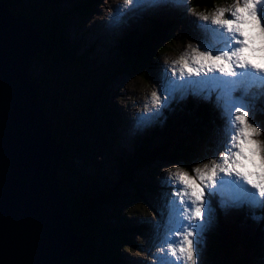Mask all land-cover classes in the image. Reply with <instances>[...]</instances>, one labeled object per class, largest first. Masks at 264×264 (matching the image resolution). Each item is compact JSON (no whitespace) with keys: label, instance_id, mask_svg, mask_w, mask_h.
<instances>
[{"label":"rangeland","instance_id":"rangeland-1","mask_svg":"<svg viewBox=\"0 0 264 264\" xmlns=\"http://www.w3.org/2000/svg\"><path fill=\"white\" fill-rule=\"evenodd\" d=\"M49 1L27 0L24 10L28 17L36 21L37 18H43L42 13L49 14V10L52 11L57 8L56 6H60V3H50ZM97 1L99 2H95V13L92 16L78 17L76 13L68 18L67 33L72 39L82 42L75 50L74 58L65 62L57 61L53 55L44 56L41 60L32 62V76L34 80H37L41 93L50 91L49 86L52 90H60V94L69 90L68 94L72 97L70 99L79 104L78 106L81 109L76 111L72 110L71 106L72 112L66 116V120H68L66 124L69 128H73L75 133H78L74 136L70 133V140L75 141L77 145L84 143L85 148L84 152H81L78 146H72L68 157L69 167L81 175H86V179L98 175L97 170H100L99 175L103 180L102 182L105 183L102 187L108 185L110 188L117 189L120 198L116 201V205L106 208V213L108 216L113 217L112 221H117L116 216L124 217L126 219L123 220L125 224L136 225L137 227L132 226L135 229L132 231L134 244L126 247L121 253L131 264H152L156 247L160 246L154 240V225L158 221L163 222L162 212L167 202L165 193L172 191V188L163 182V178L168 175L166 169L175 166L184 168V166L172 160L169 155L161 154L152 166L137 170L133 160L137 156L138 150L147 145L148 142L151 147L165 143L164 139H168L166 128L169 129L167 122L170 117L174 119L172 123L175 124L170 131L172 140L184 137L185 132L183 131L187 129V123L184 121L186 120L184 114L180 113L184 104L192 100L196 103L207 104L211 101L221 124L219 129L216 130L217 132L207 131L208 142L206 140V144L197 145L200 142L196 141L194 146L197 151L192 157L193 164L187 170L190 175L195 176L192 171L195 166L200 165L202 162H209L222 152L225 139V121L221 109L216 106L214 97L206 100L201 96L192 94L183 99L177 97L163 110V115L158 120L143 128V130L133 131L134 118L142 112V105L151 100V92L157 90L165 66L170 68L172 62L185 52H188L191 56L192 50L189 45L197 48L201 45L202 49L200 50H211L215 54L218 49L214 47L212 37L215 36L216 39H220L223 33L217 26L211 25L210 21L205 23L199 19L198 15L191 12L190 3L192 0H188L186 5L180 7L161 4L143 11L129 13L125 17L126 22L118 27H113L109 23V17L112 15L111 10L117 5H121L122 0ZM233 3L234 0H225L221 5L217 4L215 7L197 13L203 12L206 15H211L217 7H228ZM64 6L63 3L60 7ZM54 11L57 12V10ZM17 12L20 11L17 9ZM182 13L185 17L184 22H180L179 18ZM260 14L264 19V8L261 9ZM154 17L174 20L172 28L169 29L172 33L168 41L169 49L166 50L167 54L159 60L157 66H151V68L148 64H144L142 60L140 64L141 71L137 72L132 66L125 64L120 56V42L129 32L140 35L147 31L149 29L148 20L149 18L154 19ZM51 50L52 45L50 43L49 54H52ZM254 62L259 63V61ZM177 76H179V71H177ZM59 93L58 96H60ZM78 96L80 97L79 101L77 100ZM93 100L98 103L100 108L106 100L113 128H105L104 120H101L100 116L95 118L85 114V111L88 110L86 106L91 105ZM261 102L264 106V96H259L253 102L254 107L249 113V118L261 130V135L256 139L264 140V122L257 119L258 115H264L262 110L259 109ZM96 111L99 112V108ZM89 120L96 122L92 126ZM58 128L57 125L56 129ZM187 133L186 135L190 136L189 132ZM102 135L103 138H101ZM62 139H65L63 135ZM173 143L170 142V145L172 146ZM166 151L167 149L163 150L162 153H166ZM121 161L126 166L133 165L132 168L136 170L133 175L136 183L147 186L145 189L141 184L143 196H140V191L134 189L131 184H120L123 176V171L120 168ZM59 176L63 182L77 183V178L72 172H67L66 168L60 169ZM83 183L84 186L89 184L88 181ZM212 207L214 209L213 219L206 225L203 242L198 243V264H230V259L225 256L212 258L208 250L210 235L219 233L221 229L219 222H221V216H224L221 210L226 212V220L244 217L248 223L262 209H250L248 207H220V209L216 200L212 201ZM261 223V219L253 218L252 226L247 227L246 225V232L252 236L255 232L254 229L259 225L264 228ZM257 245L249 254V257L253 258L251 264H264V231L258 236ZM237 255L242 258L244 255L243 249L240 248ZM156 259L158 264L163 260L161 257H156ZM177 264H183V261L180 260ZM233 264H235V260Z\"/></svg>","mask_w":264,"mask_h":264},{"label":"snow or ice","instance_id":"snow-or-ice-1","mask_svg":"<svg viewBox=\"0 0 264 264\" xmlns=\"http://www.w3.org/2000/svg\"><path fill=\"white\" fill-rule=\"evenodd\" d=\"M187 3L124 0L111 10L109 23L118 27L129 13L161 4L180 7ZM233 4L217 7L211 13V25L223 33L220 39L212 37L218 51L213 54L211 50H200L201 45H189L191 56L164 67L157 90L134 118L133 131L143 130L158 120L177 97L192 94L206 100L214 97L225 121L222 152L195 166V176L180 166L166 169L168 175L163 182L172 191L165 193L163 222L154 225V240L160 246L156 247L152 264H158L156 257L163 258L160 264H177L180 260L183 264H198V243L203 242L206 225L213 219V200L221 208L264 209V140L256 139L261 130L249 118L253 102L264 96V19L260 14L264 0H234ZM191 12L197 13L195 8ZM201 13L204 19L200 20L207 23L208 15Z\"/></svg>","mask_w":264,"mask_h":264},{"label":"trees","instance_id":"trees-1","mask_svg":"<svg viewBox=\"0 0 264 264\" xmlns=\"http://www.w3.org/2000/svg\"><path fill=\"white\" fill-rule=\"evenodd\" d=\"M6 1L9 3L11 11L16 16L26 17V19L29 22H32L38 29L43 39L48 40L52 45V54H41L33 60L34 62L41 60L47 55H53L57 61L65 62L74 58V52L82 42H79L77 39H72L69 33H67L68 18L76 13L78 14V17L92 16L95 13V2H99L97 0H50V3H60V6L64 3L65 6H56L57 8L52 11L49 10V14L42 13L43 18H37L36 21H34L28 17L24 10L26 8L27 0ZM223 2H225V0H192L190 3V9L195 8L196 11L199 12L204 9L215 7L217 4L221 5ZM17 9L20 12H17ZM54 10H57V12ZM183 14L184 13L179 17L181 20L180 22H184L185 20ZM173 21L174 20L163 19L160 17H154V19L149 18V29L147 31H144L140 35L134 32H129L125 35L119 46L120 56L124 63L132 66L137 72L141 71L140 64L142 60L144 64H148L149 67L157 66L159 60L167 54L166 50L169 49L168 41L172 36L169 29L172 28ZM35 83L38 88L40 103L48 116H50L49 121L51 129L55 134L56 139L63 144L66 149L62 168H66L67 172H72L77 178V183L72 184L60 180V186L66 197L68 196L69 208L76 225V234L78 238L84 242V247L80 256L64 261L63 264H131L126 260L121 251L134 244L132 231L135 230L134 227H136V225H132L134 226L132 227L127 223L125 224L123 220L126 219L119 216L115 217L117 221H112L113 217L108 216L106 213L107 207L116 205V201L120 198V193L117 192V189L110 188L108 185L102 187L105 183L102 182L103 180H101L99 175L100 170H97L98 175L86 179V175H81L73 168L69 167L70 162L68 157L72 146H78V149L81 152H84L85 148L84 143L77 145L75 141L70 140L71 134L74 136L78 133H75L74 129L69 128L66 124V122H68L66 116L69 113L71 114L72 110L76 111L81 109L78 106L79 104L73 99H70L72 97L68 94L69 90H67L66 93L63 91V93L60 94V90H52L49 86L50 91H43V93H41V89L36 79ZM58 93L60 96H58ZM79 98L80 97L78 96V101L80 100ZM86 107L88 110L85 111V114L95 118L100 116L101 120H104L105 128H113L109 118L110 110L108 109V105H106V100L101 108L95 100L92 101L91 105L88 104ZM98 108L100 110L99 112L96 111ZM182 109L183 110L180 113L184 114L183 116L186 117V120L184 121L187 123V129L183 131L185 132L184 137L177 138L176 140L174 139L175 141L172 140L170 131L174 128L175 124L172 123L174 119L170 117L167 122L169 129L166 128V131L168 130V139H164L165 143L154 146L155 148L151 147L149 142L147 145L143 146V148H140L137 156L133 160V164H136L137 170L152 166L161 154L169 155L172 160L178 164H182L186 170L191 168L193 164L192 157H194L195 151H197L194 146L196 141L200 142L197 143V145L206 144L207 131L217 132L216 130L219 129L221 122L215 108L211 104V101L209 104H198L192 100L185 103ZM259 109L264 113L262 102L260 103ZM257 119L264 122V115H258ZM89 122L93 126L96 121L91 122L89 120ZM57 125L59 126L58 129H56ZM67 126L68 128H66ZM187 132H189V135L192 137L186 135L188 134ZM62 135L65 139H62ZM101 138H103V135ZM170 142H174L172 146L170 145ZM169 148L170 150H168ZM165 149H167L166 153H162ZM132 167L133 165L126 166L122 161L120 162V168L123 171L120 184H131L134 189L140 191V196H143L141 189L142 183L135 182L136 179H134L133 175L136 170ZM84 181H88L89 184L84 186ZM142 187L145 189L147 188V186L143 184ZM221 213L224 215L221 216V222H219L221 229L219 233L211 234V238H209L210 246L208 250L211 257L218 258L225 256L227 259H230V264H233L234 260L235 264H251L253 258L249 257V254L254 250V246H258V236L263 233L264 228L259 225V227L254 229L255 232L251 236L246 232L245 227L246 225L247 227L252 226L253 217L251 218V222L247 223L244 217H238L235 220H226V212L221 210ZM256 216L260 217L259 219L262 221L261 224L264 225V209L260 210ZM120 220L122 222H119ZM240 248L244 251L242 258H239L237 255V251Z\"/></svg>","mask_w":264,"mask_h":264},{"label":"water","instance_id":"water-1","mask_svg":"<svg viewBox=\"0 0 264 264\" xmlns=\"http://www.w3.org/2000/svg\"><path fill=\"white\" fill-rule=\"evenodd\" d=\"M49 51L0 0V264H63L84 247L60 186L66 149L32 76L33 60Z\"/></svg>","mask_w":264,"mask_h":264},{"label":"clouds","instance_id":"clouds-1","mask_svg":"<svg viewBox=\"0 0 264 264\" xmlns=\"http://www.w3.org/2000/svg\"><path fill=\"white\" fill-rule=\"evenodd\" d=\"M122 3H124V0H122ZM234 6H235V4H233V7ZM196 15H198L199 19H204V15L202 13H196ZM207 19H208V22L210 21V23H212V16L211 15H208ZM187 56H189V53L188 52H185L178 59H176L174 61L183 60V58H185ZM152 92H151V94H152Z\"/></svg>","mask_w":264,"mask_h":264},{"label":"bare ground","instance_id":"bare-ground-1","mask_svg":"<svg viewBox=\"0 0 264 264\" xmlns=\"http://www.w3.org/2000/svg\"><path fill=\"white\" fill-rule=\"evenodd\" d=\"M199 104V103H198ZM214 107V106H213ZM215 108V107H214ZM68 197V196H67Z\"/></svg>","mask_w":264,"mask_h":264}]
</instances>
